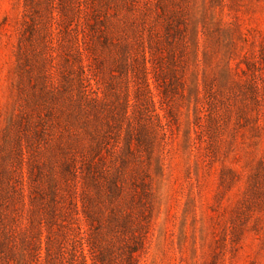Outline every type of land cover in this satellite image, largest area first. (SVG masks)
<instances>
[{
    "label": "rangeland",
    "instance_id": "obj_1",
    "mask_svg": "<svg viewBox=\"0 0 264 264\" xmlns=\"http://www.w3.org/2000/svg\"><path fill=\"white\" fill-rule=\"evenodd\" d=\"M0 264H264V0H0Z\"/></svg>",
    "mask_w": 264,
    "mask_h": 264
}]
</instances>
